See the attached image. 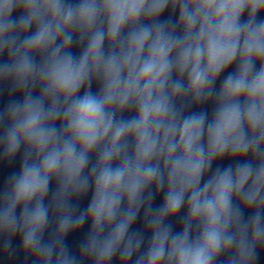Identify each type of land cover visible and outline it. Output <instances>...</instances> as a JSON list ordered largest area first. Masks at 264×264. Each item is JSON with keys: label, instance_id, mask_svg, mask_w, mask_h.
Wrapping results in <instances>:
<instances>
[{"label": "clouds", "instance_id": "1", "mask_svg": "<svg viewBox=\"0 0 264 264\" xmlns=\"http://www.w3.org/2000/svg\"><path fill=\"white\" fill-rule=\"evenodd\" d=\"M17 160L0 264H264V0H0Z\"/></svg>", "mask_w": 264, "mask_h": 264}]
</instances>
